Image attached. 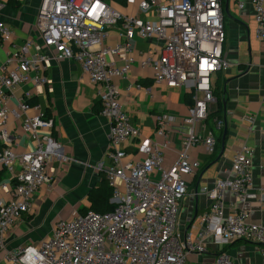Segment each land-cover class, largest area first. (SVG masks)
I'll list each match as a JSON object with an SVG mask.
<instances>
[{
	"label": "built area",
	"instance_id": "2783aa9c",
	"mask_svg": "<svg viewBox=\"0 0 264 264\" xmlns=\"http://www.w3.org/2000/svg\"><path fill=\"white\" fill-rule=\"evenodd\" d=\"M123 1L136 6L138 13L123 14L112 0H40L33 32L22 42L0 21V48H6L0 63V191L5 194L0 196L1 264H190L189 255L208 253L207 242L224 248L238 241L260 245L264 264V226L249 223L247 212L223 214L226 191L243 200L252 187L254 152L246 144L234 155L230 177L214 182L211 190L201 188L211 204L199 215L196 232L182 234L177 229L186 178L200 168L198 161L190 160L189 150L202 145L210 156L217 146L215 133L206 131V123L216 101L211 79L227 68L220 0ZM249 3L256 39L264 44V0ZM238 6L243 8V3ZM109 29L117 31L114 45L106 42ZM136 40L154 41V47L140 60L142 67L151 69L153 83L172 89L185 87L191 97L183 120L187 128L183 139L178 137L177 119L166 113L154 118L155 137L161 143L141 142L140 128L130 124L113 80L127 78L135 62ZM62 61L75 62L97 88L98 116L109 122V165L104 167V178L111 188L113 208L60 218L44 240L8 250L4 240L30 212L34 195L41 188L50 192L54 187L56 178L47 173L49 164L69 162L50 134L38 135L40 130H53L51 113L39 103L30 105L29 92L16 97L14 90L26 84L46 86L44 72L53 62ZM30 110L34 114L23 119L22 127L35 146L31 152L18 154L12 150L17 144L7 131L8 115L19 120ZM197 124L206 131L205 136L195 131ZM220 130L218 123L215 131ZM134 140L140 141L143 160L123 163L125 145ZM172 144L180 146L177 159L165 169L164 152ZM155 173L158 177L153 179ZM211 264L234 262L222 251Z\"/></svg>",
	"mask_w": 264,
	"mask_h": 264
},
{
	"label": "crops",
	"instance_id": "0c3cea01",
	"mask_svg": "<svg viewBox=\"0 0 264 264\" xmlns=\"http://www.w3.org/2000/svg\"><path fill=\"white\" fill-rule=\"evenodd\" d=\"M112 1L114 7L123 14L138 13L136 6H127L123 0ZM39 2L40 0H0V21L11 28L16 41L22 42L32 34ZM239 3H243V8H239ZM220 4L226 33L223 58L227 62V68L219 70L211 79L216 101L210 107L206 131L212 130L217 138L220 131H215V127L220 123L223 138L217 141L213 155H207L202 145L189 150L190 160L198 161L200 168L194 175L186 178L187 192L180 204L177 223V229L182 234L190 230L196 232L199 215L211 204L208 195L200 192L201 188L211 190L214 182L231 176L234 155L243 144L254 152L250 169L252 187L243 200L226 191L223 214L230 216L238 211L247 212L249 223L264 226V44L256 39V23L249 0H220ZM108 33L106 42L114 45L117 31L109 29ZM154 45L152 40H136L133 43L135 62L127 78H115L113 81L118 87L130 124L141 130V142H162L155 137L154 118L160 113L177 119L178 137L183 139L187 130L183 120L187 117V108L191 103L188 97L190 95L185 87L172 89L155 85L151 69L140 65L142 55L146 56V51ZM5 52L6 48H0V63L5 58ZM44 75L48 78L46 86L26 84L16 88L14 94L20 97L24 92H29L30 105L39 103L47 108L53 118L54 128L50 132L40 130L38 135L50 134L60 143L69 162L49 164L47 173L56 178L54 187L50 192L41 188L34 195L30 212L12 228L9 237L4 240L8 250L44 240L56 220L65 218L60 216V208H65L69 203L76 204L75 208L78 204L87 206V194L96 186L99 174L104 173V167L109 165L106 156L109 122L98 116L97 88L89 84L78 65L71 61L53 62ZM10 103L14 106L15 101L11 99ZM33 114L34 111L30 110L19 120L12 113L8 115L7 131L17 144L12 150L18 154L34 149L33 138L22 127L23 119ZM195 131L202 136L206 134V131H201L199 124ZM170 139H174L173 135ZM140 141L134 140L125 145L126 157L122 160L123 163L143 160L144 156L138 151ZM179 148V145L172 144L165 150V169L173 166ZM157 177L158 173H155L153 179ZM4 195L0 191V196ZM52 207L55 211L49 218V227L45 231L49 230L45 237L37 239L36 228ZM207 246V254L188 256L190 264H211L222 251L227 253L234 264H261L262 261L261 246L253 243L238 241L222 248L207 242Z\"/></svg>",
	"mask_w": 264,
	"mask_h": 264
},
{
	"label": "trees",
	"instance_id": "16d2710c",
	"mask_svg": "<svg viewBox=\"0 0 264 264\" xmlns=\"http://www.w3.org/2000/svg\"><path fill=\"white\" fill-rule=\"evenodd\" d=\"M188 97L190 98V102H191V97L190 96ZM94 112H96L95 108H94ZM222 138H223V132L222 130H220L219 135L216 138V141H221ZM110 197H111V188L105 181L104 173H100L99 180L96 183V186L88 193V199L90 201L89 209H91L93 212L96 213H104L112 210L113 206L109 203Z\"/></svg>",
	"mask_w": 264,
	"mask_h": 264
},
{
	"label": "rangeland",
	"instance_id": "374dc122",
	"mask_svg": "<svg viewBox=\"0 0 264 264\" xmlns=\"http://www.w3.org/2000/svg\"><path fill=\"white\" fill-rule=\"evenodd\" d=\"M120 192L122 193L123 189L120 188ZM86 199H87V202H88L87 206L78 204L77 208H75L76 204L72 205V204L69 203L68 206H66V207H69L68 209L66 207L65 208H60L58 210L60 216L61 217H65V218H69V217L73 216L75 212L84 213V212H87V211H92L91 209H89L90 201L88 199V194H87ZM53 207H52V209H50V211L43 218H41L40 226L36 228L37 234H38V236L36 237L37 239H40L42 236L47 234L49 229L47 230V232L45 230L49 227V225H48L49 224V220H50L49 218H51V215H53V212L55 211ZM44 231H45V233H44ZM34 236H36V234ZM29 243H31V242H29ZM5 244L6 243H4V247H6ZM2 256H3V251L1 249V251H0V262L2 260Z\"/></svg>",
	"mask_w": 264,
	"mask_h": 264
},
{
	"label": "water",
	"instance_id": "95a60500",
	"mask_svg": "<svg viewBox=\"0 0 264 264\" xmlns=\"http://www.w3.org/2000/svg\"><path fill=\"white\" fill-rule=\"evenodd\" d=\"M195 217H196V215H195ZM195 217H194V218H195Z\"/></svg>",
	"mask_w": 264,
	"mask_h": 264
}]
</instances>
